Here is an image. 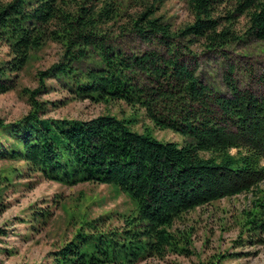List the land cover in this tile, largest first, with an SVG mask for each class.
Segmentation results:
<instances>
[{
    "label": "trees",
    "instance_id": "1",
    "mask_svg": "<svg viewBox=\"0 0 264 264\" xmlns=\"http://www.w3.org/2000/svg\"><path fill=\"white\" fill-rule=\"evenodd\" d=\"M184 1L192 19L173 28L157 14L161 0L136 3L132 13L120 0H0V42L9 53L0 60V93L12 87L32 52L48 42L60 48L35 74L37 87L24 89L30 110L0 120V158L64 184L112 185L135 204L121 227L105 226L104 216L82 220L49 264H141L187 251L190 239L173 229L177 221L254 190L244 229L264 235V89L256 94L239 86L233 65L223 76L227 90L211 86L192 49L224 54L244 37L264 41V0ZM134 40L146 47L130 49ZM46 79L72 98L142 109L155 127L179 133L183 144L161 141L147 127L133 130L134 117L108 111L88 119L46 116L35 99L51 88Z\"/></svg>",
    "mask_w": 264,
    "mask_h": 264
},
{
    "label": "rangeland",
    "instance_id": "2",
    "mask_svg": "<svg viewBox=\"0 0 264 264\" xmlns=\"http://www.w3.org/2000/svg\"><path fill=\"white\" fill-rule=\"evenodd\" d=\"M143 1L120 0L128 13L138 9L136 3ZM157 9V14L173 28L192 19L184 0H161ZM243 23L240 17L234 24L236 30L241 31ZM140 45L146 47L134 40L129 48ZM59 49L55 42H48L31 53L27 64L10 83L12 87L0 93V120L12 122L30 110L24 89L37 87L35 74L58 58ZM192 49L197 53L199 75L211 86L227 90L223 76L233 65L239 86L256 94L263 91L264 41L244 37L225 47L224 54L204 51L199 45ZM8 57L7 47L0 42V60ZM44 82L51 88L35 99L45 104L46 116L88 119L108 111L117 117H134L133 130L141 132L147 127L161 141L183 144L179 133L155 127L142 109L133 110L122 101L106 104L72 98L56 80ZM53 101L58 102L53 106ZM1 175L7 178L0 182V264H49L53 253L72 236L82 220L104 216L105 226L121 227L123 214L135 209L132 199L112 185L87 181L60 183L28 171L19 160L0 158V180ZM259 188L264 190V181ZM256 193L257 190L241 193L186 213L173 229L188 234L187 251L150 256L141 264H264V235L244 229V214L250 210ZM35 211L43 214L36 217Z\"/></svg>",
    "mask_w": 264,
    "mask_h": 264
}]
</instances>
